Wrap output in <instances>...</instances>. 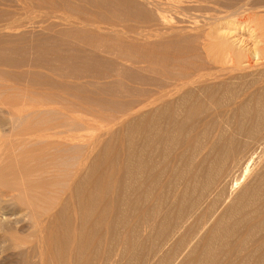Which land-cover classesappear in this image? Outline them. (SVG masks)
Listing matches in <instances>:
<instances>
[{
	"label": "bare ground",
	"instance_id": "bare-ground-1",
	"mask_svg": "<svg viewBox=\"0 0 264 264\" xmlns=\"http://www.w3.org/2000/svg\"><path fill=\"white\" fill-rule=\"evenodd\" d=\"M28 2L66 27L19 32L0 12V73L43 98L0 139V185L19 199L52 191L36 172L63 179L44 211L24 204L35 240L21 264H264V0ZM91 121L107 137L59 168ZM1 202L12 230L23 214Z\"/></svg>",
	"mask_w": 264,
	"mask_h": 264
},
{
	"label": "rangeland",
	"instance_id": "rangeland-1",
	"mask_svg": "<svg viewBox=\"0 0 264 264\" xmlns=\"http://www.w3.org/2000/svg\"><path fill=\"white\" fill-rule=\"evenodd\" d=\"M4 3H3V2ZM23 1H24V3H23ZM27 2H28V0H26ZM25 0H0V12L1 11H5L6 10V8H7V11H8V9L10 10V11H8L7 13L5 12H3L4 13V15L6 16V18H9L10 16H14V17H16L18 20L19 19H21L20 20V22L21 23H23V24H25V26L24 27H21V28H19V29H17V30H19V32H21V31H26V32H35V31H37L38 30V32H47V29L45 30H43V26H47L48 25V23H49V25H52V27H53V25L54 26H56L57 27V29H62V27L63 28H65L63 25L65 24L66 25V21L63 19L64 18V16L65 15H62V13H57L56 15H52L51 13H49L50 15H48L46 12H45V10H43V11H39V10H33L32 9V7L31 6H29V5H25V4H27V2H26ZM56 1H59V0H56ZM60 1H62V2H64V0H60ZM75 1H77V0H66L64 3H67V4H70L71 5V2H73V3H75ZM68 2H70V3H68ZM30 2H28V4H29ZM76 3H78V2H76ZM2 4H4V5H2ZM21 4H23V5H21ZM75 5H79V4H75ZM3 6V7H2ZM21 6H26L25 8L24 7H21ZM71 6H74V4H72ZM27 7H29V8H27ZM11 8V9H10ZM23 8V9H22ZM27 8V9H26ZM4 9V10H3ZM26 9V10H25ZM31 9V10H30ZM29 11V12H28ZM36 11V12H35ZM10 15H9V14ZM46 13V14H45ZM2 14V13H1ZM12 14V15H11ZM16 14V15H15ZM24 14V15H23ZM28 14V15H27ZM4 15H2V17H0V19H5V17L3 18V16ZM8 15V16H7ZM58 15V16H57ZM60 15V16H59ZM261 15H263L264 16V14H261ZM63 16V17H62ZM262 16V17H263ZM23 17V18H22ZM48 17V18H47ZM42 18V19H41ZM61 18V19H60ZM264 18V17H263ZM23 19V20H22ZM25 19V20H24ZM31 19V20H30ZM47 19V20H46ZM58 19V20H57ZM63 19V20H62ZM53 21V23H52V21ZM61 20V21H60ZM41 21V22H40ZM46 21V22H45ZM60 22H64V23H60ZM173 22V21H172ZM46 23V24H45ZM56 25H55V24ZM58 23V24H57ZM70 26V28H71V26H72V24L71 23H68ZM58 25V26H57ZM73 26H74V24H73ZM43 27V28H42ZM75 27L76 28H79V26H76L75 25ZM75 27H72V29L73 30H75L76 28ZM35 29V30H34ZM72 29H70V30H72ZM13 30V31H12ZM12 30H6L7 32H15V33H18L17 31H16V29H12ZM43 30V31H42ZM257 32L258 33H260V31H258L257 30ZM241 35V36H240ZM249 34L248 33H246V32H242V33H239V36L237 37V38H241V40H243L245 43H247V44H251V41H252V38L251 37H249L248 36ZM66 39V40H70V38L69 37H63V39ZM239 38V39H240ZM251 39V40H250ZM248 40V42H246V41ZM73 44V43H72ZM74 45V44H73ZM82 46H84L85 47V45H82ZM30 59H33V56L31 55L30 56ZM6 68H4L3 70H5ZM7 70V69H6ZM2 73V72H1ZM0 73V118L1 119H4L5 120V122H6V124L4 123V125L3 126H0V139H2V140H9V139H11V140H9V141H12L13 139L14 140H16L17 138L14 136V131L15 130H17L16 128H20L21 127V125L20 124H22V122H21V119H16V116H19V115H23V114H25V112H28L29 110H31V108L33 107L32 105L33 104H41L42 103V101H43V98H41L40 100L37 98V97H35L32 101H36L37 103H33L32 101H31V98L29 97V98H27L28 97V89L26 88V89H20V87H18V86H16V84H14L12 81H10V80H8V79H6L4 76H3V74L4 73H2L1 74ZM8 85H10V86H8ZM13 85V86H12ZM18 87V88H17ZM27 95H26V94ZM15 94V95H14ZM22 95V96H21ZM23 95H24V97H23ZM26 95V96H25ZM18 96H20V98H18L17 99V97ZM13 98V99H12ZM69 98V97H68ZM4 99H7V100H4ZM14 100L15 99V101L16 102H19V104H17V108H11L10 106H8L7 104V102H9L10 100ZM19 99H20V101H19ZM18 100V101H17ZM42 100V101H41ZM3 101H5V102H3ZM11 102V101H10ZM15 102V103H16ZM4 104V105H3ZM31 106V107H30ZM19 108H20V110H19ZM29 110H28V109ZM28 110V111H27ZM71 115H73L74 113H70ZM57 117H58V119H60V116L59 115H56V117H55V115L53 116V118H52V116H51V118L52 119H57ZM86 117L84 116V115H78L76 118H69L68 120H66V124L63 122V124L61 125V127H59V128H57V130H63V131H66V130H75V129H78V127L79 128H81V125H79V123H81L80 121H81V119H85ZM87 118H89V117H87ZM15 121V122H14ZM23 121V120H22ZM14 122V123H13ZM92 122V123H91ZM89 124H87L86 125V127H84V129H83V132L82 131H78L77 132V137L75 138V139H73L71 142V149H70V151H71V157H70V159H68V160H62V162H60V164L58 165V167L59 168H62V169H68V168H71V167H74V165L76 164V162H78V160H79V149L81 148L80 146H82V145H84L85 143H86V141H88V140H90V139H93L94 137H96V136H100V134H102V137H100V139L101 140H103V139H105L107 136L104 134L109 128H110V126L111 125H105V123H101V122H98V121H91ZM19 123V124H18ZM65 124V125H64ZM23 125V124H22ZM77 125H79V126H77ZM24 126V125H23ZM104 126V127H103ZM112 127V126H111ZM115 126H113V128H114ZM82 128H83V126H82ZM88 129V130H87ZM105 130V131H104ZM102 131V132H101ZM104 131V132H103ZM16 132V131H15ZM11 137V138H10ZM16 139H15V138ZM7 138H9V139H7ZM103 138V139H102ZM23 145V147H24V144H21V145H19V148L18 147H16L18 150H21L23 147H21ZM18 146V145H17ZM80 147V148H79ZM18 150H17V153H18ZM79 150V151H78ZM3 159H1V160H4L5 158V160L2 162L1 160V162H0V169H1V167H5V165L4 164H9L10 162L9 161H11L10 160V158H9V160H7L8 158L7 157H2ZM71 158H73V159H71ZM17 159V157L15 158V161H17L16 160ZM7 160V161H6ZM4 162H6V163H4ZM8 162V163H7ZM67 162V163H66ZM74 162V163H73ZM4 163V164H3ZM66 163V164H65ZM62 164V165H61ZM3 165V166H2ZM6 165V166H7ZM61 165V166H60ZM65 166H66V168H65ZM70 166V167H69ZM41 173V174H40ZM34 174H35V176H34ZM33 175H32V179H31V181H28L29 183H32V185H38L39 183H40V181H41V183H43L44 181H50L51 179H53L52 180V182H53V189H54V192H53V189H52V191H50V192H48V194L47 193H45V194H47L46 196H44L45 194H41L40 196H38L40 193H41V189H36L37 191H34L35 190V188H33V189H30V191H29V189H27L28 190V193H27V195L28 196H26V193H23V195L25 194V197L23 196V198L25 199H23L22 197V201L20 200L21 198H19V199H17V196L16 195H19V193L18 192H16V191H13V194L14 195H12V194H10V193H12V191L11 190H9V189H7V188H5V187H3V186H1L0 185V201H2L1 203H3V202H6L7 200L8 201H11V202H14V205L17 207V208H19L18 210H20L21 209V212H22V214L23 215H19V214H16V215H14V216H16V217H19V218H17V220H20V222L19 223H17V224H13L11 227H12V230L11 229H7V230H1L0 229V264H21V256H19V253H20V251H22V249L24 250V249H30V247L32 246V242H34L33 241V239L35 240V238H33L34 237V235H32L31 233H33L32 232V230H30V228H31V226H32V224L35 222L33 219H32V217L30 216V215H27L28 214V210H26L27 208L28 209H31V208H29L30 207V205L32 204V203H34V204H32V205H34V206H36L37 208H39V211H42L43 210V207H44V210H45V208H47V206H49L48 204H50L51 205V203L53 202L52 200H54L55 198H53L54 197V195H56L55 194V190H57L58 188H62V186H60L61 185V182H62V179H63V177L62 176H60V175H58L57 176V179H59L57 182L55 181V180H57L56 179V177H55V179L53 178V177H51V176H47L46 174H49V173H46V174H44V173H42L41 171H39V172H36V173H34ZM42 175V176H41ZM50 175V174H49ZM60 176V177H59ZM40 179H38V178ZM47 177V178H46ZM49 177H51L50 179H49ZM41 178L43 179V181L41 180ZM39 181H38V180ZM46 179V180H45ZM61 179V180H60ZM33 181V182H32ZM39 183H38V182ZM46 181V183H48L49 184V181L47 182ZM56 182V184H55V182ZM24 181H21V183H23ZM36 182V183H35ZM25 183H27L26 181H25ZM24 183V184H25ZM29 183H27V184H29ZM34 183V184H33ZM27 184H25V185H27ZM56 185V187L58 186V188L56 189V187L54 188V186ZM60 188V189H61ZM3 190V191H2ZM40 192H39V191ZM32 191V192H31ZM15 192V193H14ZM27 192V191H26ZM9 193V194H8ZM16 193H18V194H16ZM38 193V195L36 196V194ZM8 194V195H7ZM53 196H52V195ZM5 195H7V196H5ZM10 196V197H9ZM32 196V197H31ZM6 197H8V198H6ZM15 197V198H14ZM37 199H36V198ZM46 197H48V198H46ZM56 197V196H55ZM28 198H29V200H28ZM40 200H39V199ZM28 201H27V200ZM36 199V200H35ZM31 200V201H30ZM44 200V201H43ZM50 200V201H49ZM17 201V202H16ZM33 201V202H32ZM25 202V203H24ZM28 202H30V203H27ZM16 203V204H15ZM38 203V204H37ZM43 203V204H42ZM23 204V205H22ZM24 204H27V206L29 205V207H27L26 205L24 206ZM31 205V207L33 208V206ZM44 205V206H43ZM27 207V208H26ZM26 208V209H25ZM23 209V210H22ZM25 209V210H24ZM42 209V210H41ZM38 210V209H37ZM43 210V211H44ZM24 211V212H23ZM27 211V213H25ZM19 215V216H18ZM31 217V218H30ZM14 218V217H13ZM14 219H16V218H14ZM32 219V220H31ZM32 223V224H31ZM31 225V226H30ZM27 226V227H26ZM29 226V227H28ZM10 227V228H11ZM8 228V227H7ZM25 228V229H24ZM6 229V228H5ZM32 229V228H31ZM6 231V232H5ZM15 239H20V240H15ZM25 240V241H24ZM12 241V242H11ZM19 241V243H17ZM23 242V243H21L20 244V242ZM15 242H16V244H15ZM17 245H19L18 247H16ZM34 245V244H33ZM29 247V248H28ZM29 251H32V250H29ZM30 253V252H29ZM31 254H33V252H31ZM32 256V258L34 257L35 259H32L31 258V264H34V263H38V261H39V259L38 258H36L37 256H35V255H31ZM20 258V259H19ZM36 259L38 260L37 262H36ZM34 260H35V262H34Z\"/></svg>",
	"mask_w": 264,
	"mask_h": 264
}]
</instances>
